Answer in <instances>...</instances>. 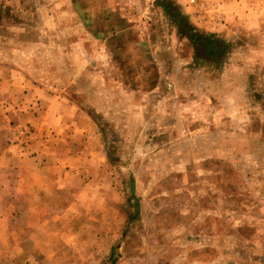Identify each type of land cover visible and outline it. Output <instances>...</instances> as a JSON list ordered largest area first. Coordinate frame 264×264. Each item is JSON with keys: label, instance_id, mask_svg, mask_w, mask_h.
Instances as JSON below:
<instances>
[{"label": "rangeland", "instance_id": "obj_1", "mask_svg": "<svg viewBox=\"0 0 264 264\" xmlns=\"http://www.w3.org/2000/svg\"><path fill=\"white\" fill-rule=\"evenodd\" d=\"M0 264H264V0H0Z\"/></svg>", "mask_w": 264, "mask_h": 264}, {"label": "trees", "instance_id": "obj_2", "mask_svg": "<svg viewBox=\"0 0 264 264\" xmlns=\"http://www.w3.org/2000/svg\"><path fill=\"white\" fill-rule=\"evenodd\" d=\"M165 10H168L171 12L172 4L169 1H166L164 3ZM174 7V6H173ZM182 20V29H186V31L183 33L185 36H187L188 40L193 44L196 52H198V49H203L206 53L208 52L210 55H215L216 50L219 48L218 45L223 44V42L212 36L211 34H206L204 32H201L199 30H195L192 26H190L189 23L186 22V18L181 17ZM191 34V35H188Z\"/></svg>", "mask_w": 264, "mask_h": 264}]
</instances>
